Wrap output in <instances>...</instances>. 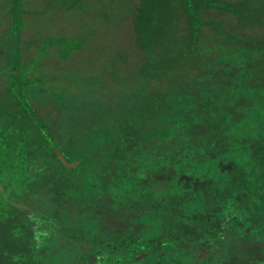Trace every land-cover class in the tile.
<instances>
[{
	"label": "trees",
	"instance_id": "1",
	"mask_svg": "<svg viewBox=\"0 0 264 264\" xmlns=\"http://www.w3.org/2000/svg\"><path fill=\"white\" fill-rule=\"evenodd\" d=\"M0 27V264L264 261V0H0Z\"/></svg>",
	"mask_w": 264,
	"mask_h": 264
},
{
	"label": "flooded vegetation",
	"instance_id": "2",
	"mask_svg": "<svg viewBox=\"0 0 264 264\" xmlns=\"http://www.w3.org/2000/svg\"><path fill=\"white\" fill-rule=\"evenodd\" d=\"M243 207H245V202L244 201H243ZM258 207H259V210L256 211V216H259L260 218H263L264 219V210L261 209L262 206L258 205ZM215 221L221 222L220 220H215ZM247 242H248V240H247ZM160 244L161 243H159L158 241L155 242L154 244H148L146 246V247H148L147 249H146L145 246L142 245V250L143 251L142 252H138L134 256V258H126L125 259V256H126L125 255V252L123 254V252H121V251H118L116 254H118V255H120V253L123 254V258L125 260V262L123 264H150V262L155 261V256H159L157 258L158 259V262H160V260L163 259L162 261L168 260L167 261L168 262L167 264H176V263H174L175 262L174 259H170L169 255H165L162 250L161 251H158V250H160ZM211 247H213V246L211 245L210 242L206 243V246L205 247L204 246L202 247L203 250H201V255L203 257H208L209 255H211L212 257L209 258L208 260L209 261H213V264H226V261H224V260H217L214 257V256H216L215 253H214V251H217L219 249H215V248L211 249ZM147 255L151 256L152 260H146V258L148 257ZM214 259L217 260V261L214 262ZM249 259H248V262L246 264H252V263L264 264V261H254V260H252L251 257H249ZM136 260H139V261H136ZM240 264H244V263L241 262Z\"/></svg>",
	"mask_w": 264,
	"mask_h": 264
},
{
	"label": "rangeland",
	"instance_id": "3",
	"mask_svg": "<svg viewBox=\"0 0 264 264\" xmlns=\"http://www.w3.org/2000/svg\"><path fill=\"white\" fill-rule=\"evenodd\" d=\"M58 9H61V8H58ZM0 29H1V27H0ZM27 36H25V37H23V39H25ZM24 42V41H23ZM36 42H34L33 41V43H29V42H25L24 44L25 45H28V47L27 48H25V47H23V50H24V53H23V55H28V53H30L31 51H32V48L34 47V44H35ZM5 52H8L9 53V50L6 48V50H5ZM3 53V52H2ZM55 65H57V62H55L54 64L52 63L51 64V66H55ZM2 69H3V71H6V72H9L10 71V69H8V68H6V67H1ZM42 109V108H41ZM196 155V154H195ZM194 155V156H195ZM199 164H203L204 166L206 165L205 163H204V161L203 160H201V159H199V162H198ZM208 166V165H207ZM199 170H204V169H199ZM216 170H218L217 168L216 169H209L208 167L204 170V171H206L207 173H210V174H212V173H215L216 172ZM182 177H180L179 176V180L181 179ZM190 183V182H189ZM193 184L195 185V184H197V181H193ZM141 202L142 203H147L146 205H145V207H147L148 206V202H147V199H146V196H144L143 198H142V200H141ZM181 203H180V212H179V221H178V224H173V228L175 227V230L177 229V226L179 227V222H180V227L182 228H179L178 230H179V234H180V231H181V233H187V223H193V222H195L196 221V219H190L191 220V222H188L189 221V216H186V212H187V209H186V207H185V204L186 203H189V202H192V198L191 199H183V200H181L180 201ZM190 209H191V207H190ZM181 210H183L185 213H183V212H181ZM141 211H144V210H141ZM141 211H137V210H135V211H133V213H134V215H139L140 214V212ZM133 213H131V214H133ZM112 217V216H111ZM114 217V216H113ZM111 218L112 220H114V221H117V219H115V218ZM165 220H167V219H165ZM194 220V221H193ZM118 221H120L119 219H118ZM168 221H172L170 218H169V220ZM133 225V224H132ZM147 226V225H146ZM150 226H152V225H150ZM196 226H201V224H200V222H199V220H197V223H196ZM115 227H117L118 228V225H117V223H116V225H115ZM178 230L175 232L177 235H178ZM136 233L138 232V229L135 231ZM154 235H156V234H154ZM198 240H200V239H198ZM179 244V243H178Z\"/></svg>",
	"mask_w": 264,
	"mask_h": 264
}]
</instances>
